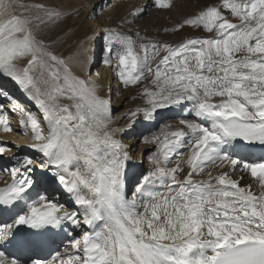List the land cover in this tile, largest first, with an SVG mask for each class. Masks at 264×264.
<instances>
[{
    "label": "snow or ice",
    "instance_id": "1",
    "mask_svg": "<svg viewBox=\"0 0 264 264\" xmlns=\"http://www.w3.org/2000/svg\"><path fill=\"white\" fill-rule=\"evenodd\" d=\"M151 6L170 9L174 0ZM146 11L134 7L100 31L102 64L123 89H136L127 97L134 104L114 117L101 86L46 42L63 9L0 0V76L36 108L8 109L31 142L0 164L11 177L0 187V214L11 218L0 223V264H264V154L246 155L264 146V0L207 4L171 29L205 35L178 43L125 27ZM96 35L77 49L84 67ZM165 111L178 118L142 136L154 149L129 188L136 164L122 137ZM0 131H12L2 105ZM8 143L0 141V157ZM49 180L71 208L37 191ZM61 234L49 258L27 255Z\"/></svg>",
    "mask_w": 264,
    "mask_h": 264
},
{
    "label": "bare ground",
    "instance_id": "2",
    "mask_svg": "<svg viewBox=\"0 0 264 264\" xmlns=\"http://www.w3.org/2000/svg\"><path fill=\"white\" fill-rule=\"evenodd\" d=\"M45 1H48V0H45ZM67 2H68V7H73V8H70L71 10L65 13L63 22L57 28H55L52 32V34L55 35L56 42L58 44H62L65 42L70 43L76 37L78 26H76V28L73 27L72 29H70V31L67 27L72 22L73 17L78 14L77 12L79 13L81 12L80 14H83V16L84 15L89 16V14L93 15L94 10H98L101 18L111 17V18H114L115 20L117 19L118 21H120L119 23H123V18L127 16V13L129 11L134 10V7H146L147 11L142 16L137 18L132 24L126 25L127 27L133 28L134 30H140L142 35L146 33L148 36L154 37L161 41L178 43L185 38H188L191 36L205 35V33H203L200 30L198 31L193 30L190 27H185L184 29H181L175 32L172 30L168 32V31H165V29H167V27L169 26H171V29H173L175 25L180 23L184 18L197 12L201 7L207 4H210V3H220V0H184L183 4L175 6L173 9H170V10L158 9L156 7L151 6L152 0H112V1L111 0H81L77 4L74 3V0H68ZM109 2L111 3L108 5ZM42 3H44V1ZM81 5H86V7H84L82 11H80ZM128 19L131 20L132 18L128 17ZM106 21L107 20L105 18L104 21H102L101 23H105ZM82 59H83L82 56L75 55L72 59H70V65L72 66L73 70L79 73L85 74L89 71V69L93 65V60L90 65H88L87 67H84L80 64V61ZM102 75L104 76L106 75V78H109L110 83H112L114 86V95L115 97H117L116 102H118L117 103L118 106L115 107L116 109L115 115L119 116L121 112H123L125 109H127L128 107L134 104V102L128 100L127 97L131 94H135V91L133 88L125 90L121 86H119V81L114 76L113 69L111 67L104 66L101 62V69L99 70V68H97L95 72H93L90 75V78L96 81L101 86L99 94L102 96H109L111 91L109 92L108 90L109 88L112 89L106 81L98 82L99 78L101 80ZM3 78L4 77L0 76V79H3ZM13 83L11 85L16 86L15 83L14 84ZM16 97H20V96L17 95ZM15 99L18 101L23 100L22 97L15 98ZM26 99L28 98L25 96L24 100ZM2 106L5 108L4 104ZM7 106L8 104L6 103V107ZM30 109L31 108H29V111ZM7 113L8 112H6V114ZM7 117H9V114H7ZM16 117H17L16 123H18L17 125H19L20 115L17 114ZM162 117L163 119H160L155 124H143V123L137 124L131 133L124 135L122 137L124 142L131 143L132 153L135 158V164H136V166L133 167L132 170L128 173V176L126 179V183L129 188L132 187L139 173L142 170L147 168L146 157L149 154V150L154 149V146H149V145H145L142 143L138 152L135 153L137 140L138 139L141 140L142 136H146L145 132L149 134L157 130L159 126H162L164 123H160L161 120L174 121L178 118L176 114L172 112H168V111L163 112ZM0 141L11 142L6 145L7 147L11 148V152L5 153L3 154V157H0V164H4L6 163V158L8 156L12 155L13 153H18L20 151L17 147H15V145L29 144L31 142V139L29 138V139L24 140L23 144L21 142V144L14 143V145H12L13 141H11L9 137V133H4L0 131ZM26 151L27 150H25L23 154L30 155L29 153L31 152L27 154ZM247 158L249 159L248 155H247ZM249 161L251 160L249 159ZM37 175L39 176L41 174L37 173ZM246 180H247V177H246ZM10 182H11L10 175L6 173L2 167H0V187H3L7 183H10ZM49 182L47 184H43V183L38 184L37 191H40V192L46 191L49 195V198L55 197L58 203H62L66 207L71 208L72 205L70 203V198L66 194L62 193V190L60 189L59 185L56 183L55 185H49L53 181L49 180ZM10 222H11V218L7 214H0V223H10ZM76 234L79 235L78 232ZM60 237L61 235L58 237H55L54 241H56V238H60ZM27 255H30L33 258H41V256L37 252L28 253Z\"/></svg>",
    "mask_w": 264,
    "mask_h": 264
},
{
    "label": "rangeland",
    "instance_id": "3",
    "mask_svg": "<svg viewBox=\"0 0 264 264\" xmlns=\"http://www.w3.org/2000/svg\"><path fill=\"white\" fill-rule=\"evenodd\" d=\"M39 1V2H38ZM45 4H55V5H58L61 9H63V11L66 13V12H69L71 9L70 8H73V7H68V0H48V1H45L43 0ZM42 0H30L28 2H35V3H41L43 2ZM81 0H74V3H78L80 2ZM112 1V0H111ZM111 2L108 3V5L110 4ZM184 3V0H174V6L170 9H173L175 6H178V5H181ZM76 6V5H75ZM183 7V5H182ZM84 9V8H83ZM83 9L80 8V11H82ZM170 9H163V10H170ZM93 12H95V15H91L89 14V16L87 15H84L83 14H80L79 12H77L78 14L75 15L73 17V20L72 22L68 25V29L70 31V29H72L73 27L76 28V26H78V31H77V35L76 37L70 42V43H62V44H58L56 42V37L54 34H52L53 31L51 32H46L44 33V37L46 39V42L49 43L52 47V50H54V52H56L57 54L59 55H62L63 57L67 58L69 63H70V59H72L75 55H77V49L79 47V45L81 44V42L85 41V39L87 37H92L93 36V33H96V38L94 39H91L89 41V45L94 49L93 53H92V57H93V65L91 66V68L89 69V71L85 74L83 73H79L77 71H75L77 74L79 75H83V76H86V77H90V75L95 72V70L97 68H99V70L101 69V57H102V45L104 44V40L103 38L100 36V31H101V28L107 26V25H116L118 24L120 21H118L117 19L115 20L114 18H107V17H104V18H101L100 17V13L98 10H94ZM96 16H99V19L96 18ZM106 18L107 21L105 23H101L102 21H104V19ZM107 23V24H106ZM122 24V23H121ZM126 28H130V27H127L125 26ZM167 29H169L168 32L171 31V27H167ZM198 31V30H197ZM198 33V32H197ZM54 35V36H53ZM54 41V43H53ZM99 60V61H98ZM95 75V73H94ZM108 79V80H107ZM103 82V81H106L110 87L112 88L111 89V92L109 94V96L107 97H110L111 98V101H112V105H113V116L115 115V112H116V109L115 107H117V103L116 102V98L115 95H114V86L112 83H110L109 81V78H106V75H102L101 77V80L99 78L98 82ZM11 83H13V81H11ZM14 84V83H13ZM16 85V84H15ZM17 86V85H16ZM134 91L136 92V89L133 88ZM11 104H8L7 107H9ZM5 108H6V104L4 105ZM13 106V105H11ZM10 106V108H11ZM24 109L26 110H29L32 111V112H35V108H34V105H31V104H26V105H21ZM26 106V107H25ZM32 106V107H31ZM115 110V111H114ZM9 114V121H10V124L12 126V131L9 133V137L11 139L12 142V145H14V143H20L24 142V140L26 139H31V136L30 135H25V133L21 130L20 128V125H17L18 123H16V119H17V114L16 113H13V112H9L7 113ZM117 115H115L114 117H116ZM167 122V120H161L160 123H165ZM157 130L147 134L145 132V135H150L154 132H157ZM6 140V138H5ZM141 140H137V145H136V149H135V153L138 152V150L140 149V146H141ZM26 153L28 154L29 152L26 151ZM143 153V152H142ZM30 154V153H29ZM34 154V153H33ZM31 155V154H30Z\"/></svg>",
    "mask_w": 264,
    "mask_h": 264
}]
</instances>
